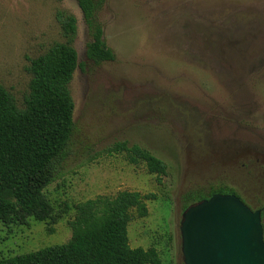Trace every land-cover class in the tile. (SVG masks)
Returning a JSON list of instances; mask_svg holds the SVG:
<instances>
[{"label":"rangeland","instance_id":"374dc122","mask_svg":"<svg viewBox=\"0 0 264 264\" xmlns=\"http://www.w3.org/2000/svg\"><path fill=\"white\" fill-rule=\"evenodd\" d=\"M58 10L77 17L82 63L71 82L69 154L46 189L58 209L120 190L152 193L148 215L129 223L130 245L184 264L186 194L227 185L264 206V0H105L99 18L116 59L102 64L86 56L91 36L77 0H0V83L20 102L31 59L63 40ZM121 141L164 160L167 175L159 181L109 153ZM73 216L0 221V258L67 242Z\"/></svg>","mask_w":264,"mask_h":264},{"label":"trees","instance_id":"16d2710c","mask_svg":"<svg viewBox=\"0 0 264 264\" xmlns=\"http://www.w3.org/2000/svg\"><path fill=\"white\" fill-rule=\"evenodd\" d=\"M83 11L91 40L86 56L95 64L116 59L105 40L99 12L105 0H77ZM62 41H55L32 58L29 91L20 102L0 83V221L28 224L30 218L56 224L74 210L71 238L63 243L28 253L0 258V264H171L165 263L154 246L130 245L128 226L134 216L149 213L146 200L154 194L120 190L114 196L98 195L59 209L46 189L63 171L75 129V101L71 82L82 63L74 45L77 17L58 10ZM109 153H123L132 164H144L158 180L168 166L139 144L117 142ZM216 193L236 194L230 186L214 187L209 193L194 190L186 194L184 211L193 203ZM243 199V198H241ZM264 218V206L261 208ZM54 232V228H50Z\"/></svg>","mask_w":264,"mask_h":264},{"label":"water","instance_id":"95a60500","mask_svg":"<svg viewBox=\"0 0 264 264\" xmlns=\"http://www.w3.org/2000/svg\"><path fill=\"white\" fill-rule=\"evenodd\" d=\"M184 264H264L261 209L236 194L216 193L182 214Z\"/></svg>","mask_w":264,"mask_h":264},{"label":"flooded vegetation","instance_id":"af4514ba","mask_svg":"<svg viewBox=\"0 0 264 264\" xmlns=\"http://www.w3.org/2000/svg\"><path fill=\"white\" fill-rule=\"evenodd\" d=\"M241 197V196H240ZM242 198V197H241ZM264 219V218H263Z\"/></svg>","mask_w":264,"mask_h":264}]
</instances>
